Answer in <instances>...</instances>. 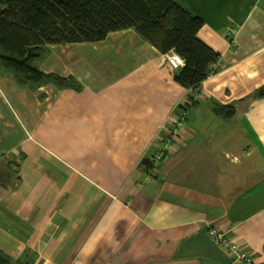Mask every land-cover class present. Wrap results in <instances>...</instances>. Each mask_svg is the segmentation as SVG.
<instances>
[{
    "label": "crops",
    "instance_id": "crops-1",
    "mask_svg": "<svg viewBox=\"0 0 264 264\" xmlns=\"http://www.w3.org/2000/svg\"><path fill=\"white\" fill-rule=\"evenodd\" d=\"M177 1L221 56L196 91L134 30L42 50L32 65L66 87L0 63V252L13 264H230L211 228L264 264V99L252 96L264 0Z\"/></svg>",
    "mask_w": 264,
    "mask_h": 264
},
{
    "label": "trees",
    "instance_id": "trees-1",
    "mask_svg": "<svg viewBox=\"0 0 264 264\" xmlns=\"http://www.w3.org/2000/svg\"><path fill=\"white\" fill-rule=\"evenodd\" d=\"M204 25L177 0H0V63L24 84L71 83L45 74L32 65L41 51L53 45L103 42L112 33L134 30L161 54L175 52L184 65L174 80L196 91L210 76L221 56L198 38ZM264 99V85L253 93ZM224 118L235 115L234 105L214 107ZM156 161L144 159L147 171ZM0 264H13L0 252Z\"/></svg>",
    "mask_w": 264,
    "mask_h": 264
},
{
    "label": "built area",
    "instance_id": "built-area-1",
    "mask_svg": "<svg viewBox=\"0 0 264 264\" xmlns=\"http://www.w3.org/2000/svg\"><path fill=\"white\" fill-rule=\"evenodd\" d=\"M165 60L172 70H178L184 65V60L175 52L165 54ZM184 122L180 121L178 126H183ZM162 154L155 157L156 163L163 159ZM208 236L218 245L230 258V264H255L254 258L250 254L244 252L237 242L232 240L227 232L218 228L208 230Z\"/></svg>",
    "mask_w": 264,
    "mask_h": 264
},
{
    "label": "bare ground",
    "instance_id": "bare-ground-1",
    "mask_svg": "<svg viewBox=\"0 0 264 264\" xmlns=\"http://www.w3.org/2000/svg\"><path fill=\"white\" fill-rule=\"evenodd\" d=\"M247 253V252H246Z\"/></svg>",
    "mask_w": 264,
    "mask_h": 264
}]
</instances>
